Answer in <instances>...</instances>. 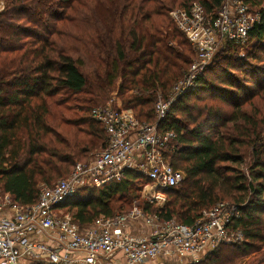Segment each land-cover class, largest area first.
I'll use <instances>...</instances> for the list:
<instances>
[{"label":"trees","instance_id":"trees-1","mask_svg":"<svg viewBox=\"0 0 264 264\" xmlns=\"http://www.w3.org/2000/svg\"><path fill=\"white\" fill-rule=\"evenodd\" d=\"M0 11V190L21 206L39 186L66 179L104 149L91 117L117 92L141 124L175 135L165 158L183 174L167 203L145 214L190 226L219 203L237 208L242 242L222 244L200 264H264V0H246L260 21L243 59L222 50L196 88L157 122L154 106L188 73L194 51L170 18L193 3L215 16L222 0H3ZM218 59V58H216ZM148 184L126 170L118 182L82 190L62 208L80 226L125 214ZM248 259L247 261H244Z\"/></svg>","mask_w":264,"mask_h":264},{"label":"built area","instance_id":"built-area-1","mask_svg":"<svg viewBox=\"0 0 264 264\" xmlns=\"http://www.w3.org/2000/svg\"><path fill=\"white\" fill-rule=\"evenodd\" d=\"M170 18L196 56L168 99L157 98V122L168 115L178 98L196 88L218 38L226 37V44L242 50L260 14L251 11L246 0H222L215 16L206 15L199 4L193 3L187 10L171 12ZM90 117L105 130L107 143L87 163H77L66 179L51 187L40 185L37 201L30 206L18 205L0 190V264H168L181 258H190L195 264L201 254L205 257L219 245L243 241L240 232L230 230L239 213L227 203L202 211L190 226L174 220L160 222L139 210L99 217L89 226L75 223L62 205L79 191L120 181L126 170L138 171L148 180L146 199L150 203L163 199L164 192L184 178L165 158L175 138L172 132L161 133L157 123H139L130 110L113 100L93 108ZM139 220L151 232L126 233V228ZM118 254L123 262L116 260Z\"/></svg>","mask_w":264,"mask_h":264},{"label":"rangeland","instance_id":"rangeland-1","mask_svg":"<svg viewBox=\"0 0 264 264\" xmlns=\"http://www.w3.org/2000/svg\"><path fill=\"white\" fill-rule=\"evenodd\" d=\"M4 8V1L3 0H0V10L2 11ZM187 39V38H186ZM226 37H222V38H218L217 40V45H216V48L213 52V55H212V58H211V62L209 63V65L212 63V60H215L214 63H218L219 62V57H217L218 55L221 56L223 53H222V50L225 49L227 51V48H228V52H231L232 54L235 53L236 54V58L237 59H243L245 58V56L247 55L248 51L250 50L251 48V43H249L248 41V44L245 46V48H243L242 50L238 49L236 46H230L229 44H226ZM232 45V44H231ZM193 49V48H192ZM194 51V50H193ZM241 52V53H240ZM194 58L196 56V52H194ZM240 54V55H239ZM218 58V59H216ZM212 65V64H211ZM210 65V66H211ZM110 100H113L114 101H118L120 102L118 99H117V92L116 91H113L111 94H110ZM157 101V100H156ZM134 115V114H133ZM135 117V116H134ZM147 187H148V184H145L143 185L141 188H139L140 190L137 192V193H134L133 194V197L137 195L136 198H133L130 202V205L127 207L129 208L128 211H126L125 214L127 213H130L134 210H139L141 211L142 213H144L143 211V204L144 203H148L152 206L153 209H156V208H162L165 206V204L167 203V199H166V196H164L163 199H160L159 201H154L152 203H150L147 199H146V191H147ZM72 199H70L69 201L67 202H70L72 201ZM65 210V208H64ZM70 214L72 215V213L74 212L73 210L72 211H69ZM145 214V213H144ZM201 214V213H200ZM145 216H148V217H151L153 216L152 214H145ZM174 221H176L177 223H179L178 220L174 219ZM135 226L137 227V229L141 230V231H145V232H151V229L149 228H146L145 226H143L142 224V220H139L137 224H135ZM145 227V228H144ZM227 244H230V243H227ZM206 257V256H205ZM205 257L201 254L198 259H200V261L198 263H195V264H200L201 261H202V258L205 259ZM248 259L244 260V261H247ZM242 260L240 261H236L234 263H231V264H241ZM168 264H194V263H191L188 258H181V259H171L167 262Z\"/></svg>","mask_w":264,"mask_h":264},{"label":"crops","instance_id":"crops-1","mask_svg":"<svg viewBox=\"0 0 264 264\" xmlns=\"http://www.w3.org/2000/svg\"><path fill=\"white\" fill-rule=\"evenodd\" d=\"M145 228V227H144ZM147 228V227H146ZM126 233H129V234H138V233H144V234H149V232H145V231H141L139 229H137V227L135 225H129L127 228H126ZM116 260H119V262H123V258H122V255L121 254H118L115 256ZM188 260L190 261V258H188Z\"/></svg>","mask_w":264,"mask_h":264}]
</instances>
